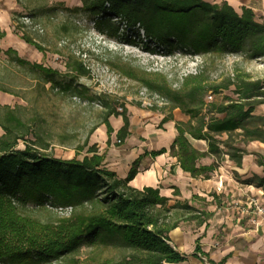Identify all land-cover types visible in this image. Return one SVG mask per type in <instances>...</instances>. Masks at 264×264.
Returning a JSON list of instances; mask_svg holds the SVG:
<instances>
[{
    "label": "trees",
    "instance_id": "16d2710c",
    "mask_svg": "<svg viewBox=\"0 0 264 264\" xmlns=\"http://www.w3.org/2000/svg\"><path fill=\"white\" fill-rule=\"evenodd\" d=\"M80 2L79 8L88 12L85 16L93 20L96 30L109 38L117 36L118 23L123 21L137 36L141 28L152 48H159L164 54H236L242 59L264 60V16L256 19L253 10L246 6L236 10L225 0ZM23 39L41 48L28 35L23 34ZM3 53L15 63L39 72L56 90L72 91L88 102H98L103 108L100 122L105 123L107 134L112 131L107 118L121 116L123 124L116 137L124 140L129 126L125 107L105 93L90 95L87 86L74 83L79 77L88 76L77 58L70 57L65 62L68 79L60 81L57 69L28 61L11 47ZM208 78L211 82L204 80L200 69L182 77L179 87L173 89L144 79L149 90L161 92L168 100L166 108L178 107L188 115L186 121L175 122L177 134L169 152L176 156L183 171L201 179L210 178L224 159L240 167L245 153L240 143L264 141V117L254 113L264 103V76L252 77L234 69L215 79ZM0 90L15 93L2 85ZM216 95L220 97L212 98ZM22 108L17 103L12 107L0 105V264H51L66 256H70L69 264H78L71 256L82 246L125 250L120 258L101 264H166L185 259L186 255L170 244L169 232L181 222H206L212 215L205 208L208 202L204 207L179 200L170 203L157 187L129 185L137 161L120 178L104 166L103 154L95 145H88L87 137L74 146V157L54 156L47 150L51 144L42 129L35 125L37 117L23 118ZM189 137L204 140L205 150L196 148ZM20 140L24 141L23 148L17 147ZM82 150L90 154L77 158ZM208 156L214 157L210 163L200 162ZM233 175L264 192V175L253 174L245 179L235 171ZM209 194L213 196L209 202H213L215 193ZM45 203L72 206V212L68 217L40 221L22 211L28 206L44 208ZM198 254L201 251L196 244L192 255Z\"/></svg>",
    "mask_w": 264,
    "mask_h": 264
},
{
    "label": "crops",
    "instance_id": "0c3cea01",
    "mask_svg": "<svg viewBox=\"0 0 264 264\" xmlns=\"http://www.w3.org/2000/svg\"><path fill=\"white\" fill-rule=\"evenodd\" d=\"M225 1L236 10L241 6L251 8L256 18L264 16V0ZM24 5L29 7L35 17L52 10L49 0H26V3L24 0H0L2 52L9 47L16 51L25 50L24 40L14 30V15ZM17 54L22 57L18 51ZM40 58L46 59L40 53V57L36 55V61L33 62L45 66ZM16 103V96L0 90V105L12 107ZM254 113L264 117V103L258 105ZM127 115L128 133L123 141L117 142L116 137V131L123 124L122 117L114 115L108 118L113 128L109 134L106 126L100 124L89 137L88 144L95 143L98 153L103 154L104 166L123 178L136 160L137 170L129 180V185L135 188L157 187L161 195L169 198L170 203L179 200L204 207V203L208 202L205 208L212 213L200 225L194 221L181 222L169 232L170 244L186 257L183 261L166 264H264V216L257 211V204L264 206V192L261 187L244 183L233 175L234 171L241 179L253 174L264 175V141L240 143L245 149L240 167L235 166L231 160L224 159L210 178H194L182 170L176 156L169 152L177 134L175 122L186 121L188 115L178 107L159 110L133 107L128 108ZM225 136L226 133L223 132L222 137ZM189 139L196 148L205 150L204 140ZM162 148L165 149L163 152L154 154ZM58 150L62 149H56ZM66 153L68 156L64 158H70L74 155V149H69ZM85 154L90 153H82L79 158ZM213 159V156H208L200 162L208 164ZM210 192L215 193L213 202H209L213 197ZM196 244L201 251L198 256L192 255Z\"/></svg>",
    "mask_w": 264,
    "mask_h": 264
},
{
    "label": "rangeland",
    "instance_id": "374dc122",
    "mask_svg": "<svg viewBox=\"0 0 264 264\" xmlns=\"http://www.w3.org/2000/svg\"><path fill=\"white\" fill-rule=\"evenodd\" d=\"M24 1L26 3V0ZM49 2L52 10L49 13H42V16L35 17L26 5L14 15L16 33H19L22 39L23 34L28 35L41 47L38 49L23 41L25 50H17L19 55L33 62L36 61V55L40 57V53L44 54L46 59L40 58L41 62L45 66L57 69L59 72L57 79L66 81L68 73L65 62L70 57H74L71 46H74L78 41H84L83 49L90 58L91 62H89L95 65H107L117 75L115 84L119 85L121 92L106 95L123 105L126 114L128 108L133 109V107L144 110L165 109L168 106V100L160 94L161 92H157L160 96L158 95L156 99L162 97L167 100L165 105L158 106L159 102H152L157 103L152 107L142 105V97L138 94V90L141 86L146 85L144 79L153 84L166 85L171 89L178 88L180 76L186 71H193L198 63V58L192 60L190 57L178 53H175L174 56H160L149 53L146 50L148 47L146 44L138 42L136 46H129L123 40H112L102 36L92 27L91 22L83 20L84 17L89 18L85 16L88 12L79 8L80 0H49ZM24 14L33 16L43 27V32L37 33L21 29L17 20ZM62 41H65L66 44H61ZM202 60L203 77L208 82H211L208 77L215 79V76L224 75L234 69L247 72L252 77L264 76L263 59L211 55L203 56ZM74 83L87 86L90 95L98 93L96 85L93 84L89 75L79 77ZM115 84L112 83L113 86ZM0 85L15 92L13 95L16 96L17 104L24 107L21 109L23 118L27 119L33 115L37 117L35 125L42 129V134L51 144L47 150L53 155L61 158L68 156L66 152L69 149H74V146L82 143L86 137L89 141L94 130L100 124L105 125V123L100 122L103 108L98 102H88L82 97L80 99L74 98L73 95L75 94L72 91L60 92L56 90L55 86L50 85V82L44 81L39 72L27 65L15 63L2 51H0ZM225 93L231 95L230 91ZM214 97L220 96H212V98ZM208 99L210 98L206 97V100ZM94 126L92 132H89ZM88 145H95V143ZM17 147L23 148L24 141L20 140ZM56 149L62 150L56 151ZM82 153H86L85 150H82L77 158ZM74 156L75 151L72 157ZM22 211L40 221L53 220L55 217H68L60 216L48 208L28 206L22 208ZM124 253L125 250L121 247L82 246L71 257L78 260V264H87L89 261L92 264H101L104 260L118 259ZM69 257H64L58 264H69Z\"/></svg>",
    "mask_w": 264,
    "mask_h": 264
},
{
    "label": "built area",
    "instance_id": "2783aa9c",
    "mask_svg": "<svg viewBox=\"0 0 264 264\" xmlns=\"http://www.w3.org/2000/svg\"><path fill=\"white\" fill-rule=\"evenodd\" d=\"M113 20L119 21L117 17H112ZM83 20H87V22L92 23V27L95 28L94 22L91 19H86L85 17ZM18 24L20 25L21 29H27L29 31H35L37 33H42L43 32V27L38 23L33 16L30 14H24L21 15L18 18ZM96 29V28H95ZM139 36L136 35V33L132 32L129 27L125 25V23L119 22L118 23V31H117V36L115 38H109V39H116V40H123L128 44L129 46H136L138 45V42L146 44L148 47H146V50H148L149 53L152 54H157L160 56H174V54H164L161 49L159 48H152V44L148 42L147 38L145 37L143 31L141 28H138ZM98 33H100L98 31ZM102 36H105L103 33H100ZM106 37V36H105ZM128 39H133L135 42H129ZM84 41H78L76 44L71 46L72 48V55L77 58L82 65L87 69L88 75L90 79L92 80L93 84L96 85L98 93H105V94H119L120 87L119 85L115 84L116 76L107 65H95L93 63H90L91 61L89 60V56L86 53V51L83 49L84 47ZM61 44H66L65 41H62ZM178 53V52H176ZM181 54V53H178ZM185 57H190L192 60L194 58H198V63L195 66V69L193 71H186L183 73V75L180 76V79L186 75L189 74H196L198 71L201 69V62L203 61L202 55L199 54H182ZM231 56H237L239 55L236 54H231ZM90 61V62H89ZM112 83L115 85L113 86ZM151 91V92H150ZM138 94L142 97L141 103L143 106H154L157 105V103H152V102H159L158 106L165 105L167 103V100L163 99L162 97L158 98V93L156 91L149 90L146 86H141L138 90ZM160 96V95H159ZM74 98L80 99L78 96L73 95ZM119 140L117 139V142ZM254 202H256V199H254ZM35 207V206H32ZM37 208V207H36ZM44 208L51 209L55 211L57 214L60 216H69L72 212V206H53L49 203L44 204ZM257 211L264 216V206L257 204ZM59 261H53L51 264H58Z\"/></svg>",
    "mask_w": 264,
    "mask_h": 264
}]
</instances>
